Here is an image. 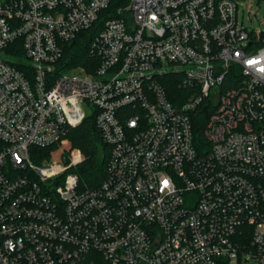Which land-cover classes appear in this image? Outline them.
I'll return each mask as SVG.
<instances>
[{
	"label": "built area",
	"instance_id": "1",
	"mask_svg": "<svg viewBox=\"0 0 264 264\" xmlns=\"http://www.w3.org/2000/svg\"><path fill=\"white\" fill-rule=\"evenodd\" d=\"M116 1L0 0V264H264V30L239 0ZM89 106L110 155L81 187Z\"/></svg>",
	"mask_w": 264,
	"mask_h": 264
},
{
	"label": "trees",
	"instance_id": "2",
	"mask_svg": "<svg viewBox=\"0 0 264 264\" xmlns=\"http://www.w3.org/2000/svg\"><path fill=\"white\" fill-rule=\"evenodd\" d=\"M118 4V1L113 0L110 9H114ZM125 4H127V0H124ZM101 28L102 22L98 21L91 27L83 29L74 39L65 43L63 58L59 63L58 69L70 68L77 65L86 66L92 60L89 54L90 43ZM207 108V106L201 105L192 115L197 142H205L206 140L204 127L209 117V110ZM63 146L67 150L79 148L85 155L84 160L74 167V171L79 176L81 187L96 186L107 175L110 146L104 141L94 114L88 115L80 125L70 129L67 138L63 142ZM37 150L47 154L51 148L49 150ZM99 255L100 257H98L96 264H111L101 254Z\"/></svg>",
	"mask_w": 264,
	"mask_h": 264
},
{
	"label": "rangeland",
	"instance_id": "3",
	"mask_svg": "<svg viewBox=\"0 0 264 264\" xmlns=\"http://www.w3.org/2000/svg\"><path fill=\"white\" fill-rule=\"evenodd\" d=\"M239 19L243 21L248 29L256 30L260 32L264 30V0H239ZM90 108V109H89ZM88 111L91 114V106H89ZM82 155V161L85 158L84 153L81 149L77 148ZM79 164V163H78ZM77 164V165H78ZM99 254L94 253L89 258L88 264H96ZM234 264H259L255 258H249L248 261L243 260L242 262H237V260H233Z\"/></svg>",
	"mask_w": 264,
	"mask_h": 264
}]
</instances>
